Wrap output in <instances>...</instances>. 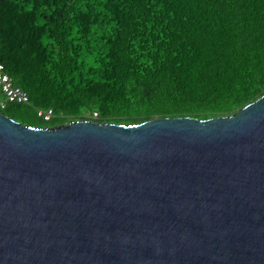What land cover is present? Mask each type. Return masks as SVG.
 I'll return each instance as SVG.
<instances>
[{
	"label": "water",
	"instance_id": "obj_1",
	"mask_svg": "<svg viewBox=\"0 0 264 264\" xmlns=\"http://www.w3.org/2000/svg\"><path fill=\"white\" fill-rule=\"evenodd\" d=\"M0 264H264V94L203 120L0 111Z\"/></svg>",
	"mask_w": 264,
	"mask_h": 264
},
{
	"label": "trees",
	"instance_id": "obj_2",
	"mask_svg": "<svg viewBox=\"0 0 264 264\" xmlns=\"http://www.w3.org/2000/svg\"><path fill=\"white\" fill-rule=\"evenodd\" d=\"M0 65L32 126L232 115L264 94V0H0Z\"/></svg>",
	"mask_w": 264,
	"mask_h": 264
},
{
	"label": "built area",
	"instance_id": "obj_3",
	"mask_svg": "<svg viewBox=\"0 0 264 264\" xmlns=\"http://www.w3.org/2000/svg\"><path fill=\"white\" fill-rule=\"evenodd\" d=\"M27 101L28 96L26 92L12 84L10 77L4 71V67L0 65V107H5L7 103L25 104ZM38 114L48 119L51 116V111L49 110L46 113L39 112Z\"/></svg>",
	"mask_w": 264,
	"mask_h": 264
}]
</instances>
